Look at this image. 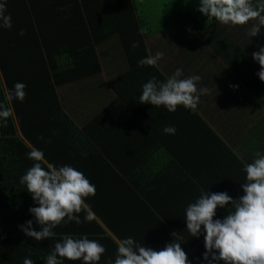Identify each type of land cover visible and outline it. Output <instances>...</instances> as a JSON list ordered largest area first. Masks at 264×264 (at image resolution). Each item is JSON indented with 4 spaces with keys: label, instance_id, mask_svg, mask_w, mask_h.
Masks as SVG:
<instances>
[{
    "label": "crops",
    "instance_id": "obj_1",
    "mask_svg": "<svg viewBox=\"0 0 264 264\" xmlns=\"http://www.w3.org/2000/svg\"><path fill=\"white\" fill-rule=\"evenodd\" d=\"M196 2L131 0L139 25L131 26L127 0L40 1L46 22L55 16L60 26L75 25L72 20L82 10L98 30L91 31L100 43L104 89L88 91L84 98L77 85L70 88L64 111L80 130V146L63 160L95 185V194L85 200L104 240L115 241L101 243L105 252L97 264H109L116 241L125 236L155 249L176 237L188 257L191 244L203 235L189 236L186 204L201 189L242 195L243 165L257 151L264 153V82L251 57L257 42L264 43V26L250 38L245 25L207 21ZM177 16L183 17L177 21ZM137 28L145 55L164 53L155 65H138L145 56L139 50L130 58L127 34ZM176 67L185 76L199 74L197 88L207 89L194 110L177 106L168 112L162 105L138 102L143 82L152 76L163 80ZM110 81H118L119 89ZM165 124H174L175 134L164 133ZM225 214L217 208V216Z\"/></svg>",
    "mask_w": 264,
    "mask_h": 264
},
{
    "label": "clouds",
    "instance_id": "obj_2",
    "mask_svg": "<svg viewBox=\"0 0 264 264\" xmlns=\"http://www.w3.org/2000/svg\"><path fill=\"white\" fill-rule=\"evenodd\" d=\"M6 0H0V29L12 27L10 13L6 12ZM196 9L207 18L225 25H245L247 35L257 37L264 26V0H197ZM255 20V22H251ZM251 22V23H250ZM19 35L24 29H19ZM133 48L137 42L133 41ZM164 53L157 50L145 55L138 65H155ZM252 59L260 67L256 72L264 82V43L257 42V50L251 52ZM199 74L183 75L176 67L165 79L155 76L140 86L139 103L163 106L174 112L177 106L194 110L205 87L197 88ZM238 87V85H229ZM26 85L15 81L6 92L7 100H23ZM13 109L0 101V126H6ZM162 131L175 134L174 124H165ZM40 139H44L42 136ZM32 161L19 183L31 194L33 204L28 211L30 219L17 227L28 237L43 240L53 237V231L60 224L93 220L95 213L85 198L95 194V185L85 174L71 164H57L45 159L44 151L35 146L26 152ZM244 182L240 184L243 194L233 198L227 191L201 189L199 195L184 208L183 219L191 237L203 235L204 251L193 260L197 264H264V153L257 151L252 160L243 165ZM226 209V214L217 216V208ZM83 212V217L79 215ZM35 225L38 227H34ZM104 246L87 234L61 233L44 257L43 264H63V259L81 260L84 264H97ZM175 237L163 247L155 249L132 236L116 241L114 258L109 264H193ZM22 264H34L25 256Z\"/></svg>",
    "mask_w": 264,
    "mask_h": 264
},
{
    "label": "trees",
    "instance_id": "obj_3",
    "mask_svg": "<svg viewBox=\"0 0 264 264\" xmlns=\"http://www.w3.org/2000/svg\"><path fill=\"white\" fill-rule=\"evenodd\" d=\"M40 1L6 0L12 27L0 29V101L13 109L7 125L0 126V264H22L25 256L34 264H43L44 257L61 233H83L99 243H115L110 237L104 240V230L94 219H82L80 224L62 223L53 230L55 236L41 241L28 237L17 227L32 218L28 211L33 204L31 194L18 179L32 163L26 152L35 146L43 149L48 162L64 164V156L78 144L80 146V130L64 111V105L69 106L70 88L77 85L79 95L86 98L88 91L98 92L97 87L100 91L105 83L98 49L100 43L93 41L91 31L96 33L98 30L93 22L88 23L87 12L79 10L77 20H72L75 25L60 26L56 24L55 16L45 21ZM126 9L129 25L133 20L131 26H139L131 0H127ZM182 17L175 19L179 21ZM21 28L23 35L18 34ZM150 31L151 28H146L144 33ZM138 35L139 28L127 34L132 59H135L136 50L147 54L146 45L139 42ZM133 41L137 42V48L131 46ZM15 81H23L26 85L22 101L6 99V92ZM117 83L110 81L108 84L119 89ZM41 136L44 139H40ZM91 207L96 209L93 204ZM79 215L83 217V212ZM33 226L38 227L35 222ZM195 242L191 244L194 246L188 256L190 260L204 251L203 239L197 238ZM63 264L84 262L65 258ZM193 264L197 261L193 260Z\"/></svg>",
    "mask_w": 264,
    "mask_h": 264
}]
</instances>
